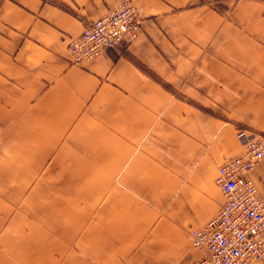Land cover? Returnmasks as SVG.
Here are the masks:
<instances>
[{
	"label": "crops",
	"instance_id": "1",
	"mask_svg": "<svg viewBox=\"0 0 264 264\" xmlns=\"http://www.w3.org/2000/svg\"><path fill=\"white\" fill-rule=\"evenodd\" d=\"M122 1L0 0V264H189L236 130L264 133V1L130 0L136 39L70 62Z\"/></svg>",
	"mask_w": 264,
	"mask_h": 264
},
{
	"label": "built area",
	"instance_id": "2",
	"mask_svg": "<svg viewBox=\"0 0 264 264\" xmlns=\"http://www.w3.org/2000/svg\"><path fill=\"white\" fill-rule=\"evenodd\" d=\"M140 31L138 9L130 0L85 21L80 34L70 38L69 60L74 64L98 57L108 47H122ZM241 154L217 168L215 184L224 201L204 225L190 230L193 248L204 251L189 264H259L264 262V199L247 173L264 159V133L236 130Z\"/></svg>",
	"mask_w": 264,
	"mask_h": 264
},
{
	"label": "trees",
	"instance_id": "3",
	"mask_svg": "<svg viewBox=\"0 0 264 264\" xmlns=\"http://www.w3.org/2000/svg\"><path fill=\"white\" fill-rule=\"evenodd\" d=\"M262 1H264V0H262Z\"/></svg>",
	"mask_w": 264,
	"mask_h": 264
},
{
	"label": "bare ground",
	"instance_id": "4",
	"mask_svg": "<svg viewBox=\"0 0 264 264\" xmlns=\"http://www.w3.org/2000/svg\"><path fill=\"white\" fill-rule=\"evenodd\" d=\"M120 48V47H119Z\"/></svg>",
	"mask_w": 264,
	"mask_h": 264
}]
</instances>
